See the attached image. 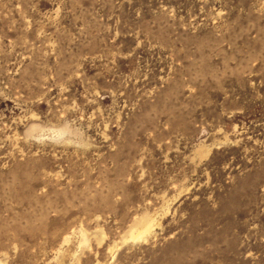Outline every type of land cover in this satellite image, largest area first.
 <instances>
[{"label": "rangeland", "instance_id": "374dc122", "mask_svg": "<svg viewBox=\"0 0 264 264\" xmlns=\"http://www.w3.org/2000/svg\"><path fill=\"white\" fill-rule=\"evenodd\" d=\"M0 264H264V0H0Z\"/></svg>", "mask_w": 264, "mask_h": 264}]
</instances>
